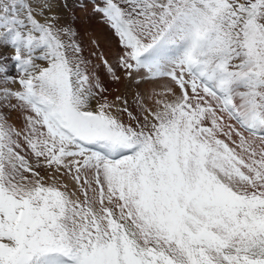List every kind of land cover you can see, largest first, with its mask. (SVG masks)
I'll return each mask as SVG.
<instances>
[{"label": "snow or ice", "instance_id": "obj_1", "mask_svg": "<svg viewBox=\"0 0 264 264\" xmlns=\"http://www.w3.org/2000/svg\"><path fill=\"white\" fill-rule=\"evenodd\" d=\"M51 8L0 0V264H264V0L93 3L136 112Z\"/></svg>", "mask_w": 264, "mask_h": 264}, {"label": "rangeland", "instance_id": "obj_2", "mask_svg": "<svg viewBox=\"0 0 264 264\" xmlns=\"http://www.w3.org/2000/svg\"><path fill=\"white\" fill-rule=\"evenodd\" d=\"M32 2L36 3L37 0H32ZM38 2L44 3L45 0H38ZM50 2L52 3L51 12L60 17V23L71 24L74 30L78 33V41L83 46V55L86 58L92 59L93 62L99 66L98 72L101 76V82L108 89V92L106 94L109 95V98L112 97L115 99L118 93H121L118 94L120 96L124 95V98H137V93H139V86L141 84L137 85L134 79L126 78L120 69L116 70L117 75L121 74L120 77L123 80H113L106 73L103 65L100 64V62L96 60L94 56H92L93 52H103L106 55V58L108 60L110 58L109 61L113 63V65H115V58L117 55L116 38L113 35L112 30L106 24L101 22V18L99 15L94 14L92 11L93 3L97 2V0H50ZM92 41H95L96 43H92ZM97 45H99V47H97ZM8 52V59L4 60V62H7V64H9V75L11 77H16L17 72L14 63L11 59H9L14 55V52H12L11 49L8 50ZM0 58H2L1 55ZM125 82L127 83L130 92L127 91L126 88H124V91L123 85H120V83H123L125 86ZM4 90L17 91L19 90V85L15 84L10 79L6 80L0 78V96L3 95ZM127 93L128 95H126ZM12 101L17 104V101L12 98H10L8 101L0 99V112L2 110V112L9 117V123L16 125V121H18L16 116L17 110L14 108H9L8 106L12 104ZM134 102L136 104L138 103L137 100H135ZM136 109L137 105L135 106V110ZM19 126L20 124L18 125V127Z\"/></svg>", "mask_w": 264, "mask_h": 264}, {"label": "bare ground", "instance_id": "obj_3", "mask_svg": "<svg viewBox=\"0 0 264 264\" xmlns=\"http://www.w3.org/2000/svg\"><path fill=\"white\" fill-rule=\"evenodd\" d=\"M64 13V12H63ZM80 17V16H79ZM0 55L2 56V58H7V56H8V54H9V52H8V50H10V48H3V47H1L0 48ZM13 52V51H12ZM10 59V58H9ZM109 60H110V58H109ZM11 62V61H10ZM7 63V62H6ZM9 65V64H8ZM11 70V69H10ZM15 70V69H14ZM10 72V71H9ZM14 72V71H13ZM12 73V72H11ZM123 73V72H122ZM119 75H121V74H119ZM121 80H123V79H121ZM128 80V79H127ZM121 82V81H120ZM163 83V82H162ZM16 84V83H15ZM120 85L122 86L123 85V89L124 88H126L127 89V91H129L130 92V89L128 88V85H127V83L125 82V86H124V84L122 83H120ZM156 89L157 91H159L160 90V87H159V85H156V84H152V83H141V85L139 86V93H144L145 95H150L151 94V92H152V90L153 89ZM119 89H120V87H119ZM121 91V90H120ZM124 91H125V89H124ZM138 91V90H137ZM122 93H123V91H122ZM117 94V93H116ZM118 94H121V93H118ZM117 94V96H120V95H118ZM107 95V94H106ZM126 95H128V93L126 94ZM108 96V99L111 101V100H115L114 98H109V95H107ZM116 96V97H117ZM124 96V95H123ZM123 96H121L122 98H124ZM131 96V95H130ZM115 97V98H116ZM124 99H126L127 101H128V106H129V108H130V110H132L133 112H136L137 111V109L135 110V106L137 105L134 101L135 100H137V98H133V99H131L130 97L129 98H124ZM5 104V103H4ZM16 103L14 102V101H12V104L11 105H15ZM117 104L118 105H122V101H117ZM1 105V104H0ZM10 108V107H9ZM1 109V108H0ZM13 111V110H12ZM1 112H2V110H1ZM14 113V112H13ZM16 116H17V120L18 121H16V126L18 127V125L20 124L21 125V122H22V118L20 117V114H19V112H18V110H17V112H16ZM126 118V117H125ZM14 122V121H13Z\"/></svg>", "mask_w": 264, "mask_h": 264}]
</instances>
